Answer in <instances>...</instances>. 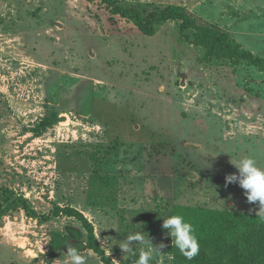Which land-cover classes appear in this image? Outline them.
I'll return each instance as SVG.
<instances>
[{
	"label": "rangeland",
	"instance_id": "rangeland-1",
	"mask_svg": "<svg viewBox=\"0 0 264 264\" xmlns=\"http://www.w3.org/2000/svg\"><path fill=\"white\" fill-rule=\"evenodd\" d=\"M117 1L149 22L183 5L264 57V0ZM179 25L147 35L100 1L0 0V264H71L67 247L104 264L81 221L44 216L58 205L81 210L117 263L131 233L173 244L162 216L177 204L259 211L225 176L230 156L264 166V70Z\"/></svg>",
	"mask_w": 264,
	"mask_h": 264
},
{
	"label": "trees",
	"instance_id": "trees-1",
	"mask_svg": "<svg viewBox=\"0 0 264 264\" xmlns=\"http://www.w3.org/2000/svg\"><path fill=\"white\" fill-rule=\"evenodd\" d=\"M86 1L90 3L100 1L110 12L111 20H115V16L130 20L147 35H154L158 27L169 20H178L181 35L189 43L206 45L212 55L227 53L239 60H247L264 70V57L254 55L237 40L229 39L226 33L202 26L183 5L156 7L152 14L153 18L149 22L148 15L145 14L146 11L134 7H124L117 0ZM190 32L193 34L191 35ZM24 202L26 209L35 215L38 214L26 204V201ZM60 214L75 217L82 222L88 232V247L101 257L104 264H135L139 257L137 254L130 255L120 263L106 255L98 241L93 224L78 208L58 205L50 214L44 216L48 218L51 215ZM171 215H181L186 222L193 226L194 234L200 245L199 254L192 260H188L174 244L157 243L155 247L161 244L165 247L161 249V254L153 255L149 264H158L163 253L173 255V264H264V218L234 208L213 209L181 204L174 206ZM68 240L77 244L73 241L77 239Z\"/></svg>",
	"mask_w": 264,
	"mask_h": 264
},
{
	"label": "clouds",
	"instance_id": "clouds-1",
	"mask_svg": "<svg viewBox=\"0 0 264 264\" xmlns=\"http://www.w3.org/2000/svg\"><path fill=\"white\" fill-rule=\"evenodd\" d=\"M230 157V163L238 170V174L226 175L225 186L238 184L244 190V195L249 203H259L260 207L256 215L264 218V166H260L253 156ZM162 217V228L167 230L174 246L186 259L192 260L195 258L199 254L200 245L194 234L193 226L186 222L181 215ZM136 244H148L149 250L140 251L135 264H149L153 259V255L161 254V249L165 247L163 244L154 247L149 239L145 241L141 231L127 235L126 239L118 246L122 254H135L134 246ZM94 254L92 250H89V256ZM66 255L69 257L71 264H87V257L81 255L74 247H67Z\"/></svg>",
	"mask_w": 264,
	"mask_h": 264
},
{
	"label": "water",
	"instance_id": "water-1",
	"mask_svg": "<svg viewBox=\"0 0 264 264\" xmlns=\"http://www.w3.org/2000/svg\"><path fill=\"white\" fill-rule=\"evenodd\" d=\"M75 243H78V240H73ZM81 247V249H85V246L84 245H82V246H80Z\"/></svg>",
	"mask_w": 264,
	"mask_h": 264
}]
</instances>
